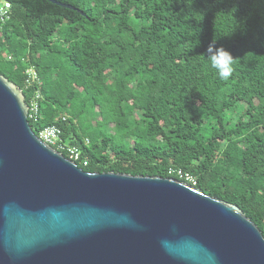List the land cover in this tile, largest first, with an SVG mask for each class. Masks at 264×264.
Listing matches in <instances>:
<instances>
[{"label":"trees","instance_id":"trees-1","mask_svg":"<svg viewBox=\"0 0 264 264\" xmlns=\"http://www.w3.org/2000/svg\"><path fill=\"white\" fill-rule=\"evenodd\" d=\"M8 1L0 74L28 105L41 93L37 135L59 126L91 173L183 168L264 235V0H58L85 15ZM214 41L235 58L227 80L205 57Z\"/></svg>","mask_w":264,"mask_h":264},{"label":"water","instance_id":"water-1","mask_svg":"<svg viewBox=\"0 0 264 264\" xmlns=\"http://www.w3.org/2000/svg\"><path fill=\"white\" fill-rule=\"evenodd\" d=\"M28 110L0 74V264H264V235L239 206L175 178L87 172Z\"/></svg>","mask_w":264,"mask_h":264},{"label":"built area","instance_id":"built-area-1","mask_svg":"<svg viewBox=\"0 0 264 264\" xmlns=\"http://www.w3.org/2000/svg\"><path fill=\"white\" fill-rule=\"evenodd\" d=\"M11 2L8 0H0V23H6L11 17ZM11 59V56H10ZM27 85H32L39 81L38 72L36 71L35 67L31 66L27 70ZM41 98V93L38 91L32 98L31 103L28 110V119L37 121L40 114V105L39 100ZM38 137L48 144L49 146L53 147L55 150L66 153L65 156L70 158L73 161L81 160V153L80 151L73 145L64 142L62 139V129L57 125L48 126L40 131ZM86 164V162H85ZM168 173L171 176L178 177L179 180L189 183L193 186L197 184V178L191 172L185 171L183 168L180 167H170L168 169Z\"/></svg>","mask_w":264,"mask_h":264},{"label":"clouds","instance_id":"clouds-1","mask_svg":"<svg viewBox=\"0 0 264 264\" xmlns=\"http://www.w3.org/2000/svg\"><path fill=\"white\" fill-rule=\"evenodd\" d=\"M205 57L211 68L216 70L219 78L227 80L231 77L235 58L229 51L223 47L216 48L214 41L209 45Z\"/></svg>","mask_w":264,"mask_h":264}]
</instances>
